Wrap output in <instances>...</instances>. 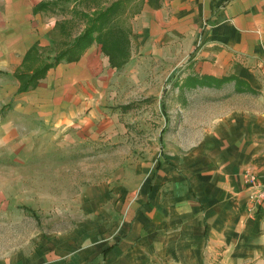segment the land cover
Here are the masks:
<instances>
[{"label":"crops","instance_id":"crops-1","mask_svg":"<svg viewBox=\"0 0 264 264\" xmlns=\"http://www.w3.org/2000/svg\"><path fill=\"white\" fill-rule=\"evenodd\" d=\"M88 3L0 0V147L22 135L61 149L127 137L112 124L121 112L113 105L140 97L159 109L188 77L184 97L216 95L217 82L239 79L260 98L205 121L185 142L177 130L162 139L170 129L158 121L141 126L150 137L121 191H86L73 232L1 264H264V201L252 203L245 180L252 173L264 184V0ZM98 21L125 30L117 57L99 40L75 47ZM27 78L35 81L22 91Z\"/></svg>","mask_w":264,"mask_h":264},{"label":"rangeland","instance_id":"rangeland-1","mask_svg":"<svg viewBox=\"0 0 264 264\" xmlns=\"http://www.w3.org/2000/svg\"><path fill=\"white\" fill-rule=\"evenodd\" d=\"M112 1L88 0V7L92 9L99 5L103 8ZM90 12L92 13L91 10ZM78 18L76 15L73 17ZM124 35L125 30L122 29V36L117 39L126 40ZM111 44L110 47L109 41L108 51L117 57L115 43ZM65 47L59 46L58 49L62 50ZM187 79L184 85L175 82L168 92L165 91L169 96V102L159 104L160 110L155 103L148 100L141 102L140 97L136 103L113 105L114 108L119 106L121 112L119 115L112 112V115L119 118V121L112 124L114 126L121 124L127 129V137L123 135L111 139L103 137L101 140L96 139V143L86 140V144L77 146V149L69 146L61 149L58 148V143L32 144L31 137L26 135L18 136L15 144L2 145L0 264L2 260L11 258L16 253L29 257L35 250L43 248L48 241L73 232L78 223L84 222V219L80 218L84 217L83 212L87 209L84 208L81 198L86 191L92 189L90 193L92 194L95 187L99 190L105 188L108 195L121 191L124 182L133 177L130 175L135 170L132 168L133 163L142 161L144 156L142 150L145 149L146 139L150 137L140 136L141 126L153 124L156 126L158 121L160 126L170 129L162 130V139L164 136L168 138L169 132L177 130L171 135L180 136L185 142L190 136L199 135L200 129L206 124L205 121L219 117L222 115L220 113L230 110L235 105L248 106L253 100L257 101L260 98V93L249 84L244 82L239 85L236 80L235 86L226 87L225 84L231 81L217 82V86L221 85L222 90L216 95L211 96L206 90L208 95L205 98H200L194 91L188 97H184V91L183 95L181 92L184 88H189L190 79L189 77ZM199 83L200 86L206 84L201 81ZM193 85H199L195 79ZM248 85L254 92H246ZM247 93L252 97L247 99ZM184 109L187 112L186 116ZM166 110L170 113H165ZM123 132L122 134H126L124 130ZM106 181L111 182L103 186ZM127 203L121 202L120 207ZM96 204L91 201L86 206L94 207ZM124 219L120 217L118 220Z\"/></svg>","mask_w":264,"mask_h":264},{"label":"trees","instance_id":"trees-1","mask_svg":"<svg viewBox=\"0 0 264 264\" xmlns=\"http://www.w3.org/2000/svg\"><path fill=\"white\" fill-rule=\"evenodd\" d=\"M108 23H109V21L92 22L91 27L85 31L83 36H81L80 38L77 39V41L75 43V47H79L81 49L84 45H87L88 43L90 44L94 40H99L100 42H102L103 46L108 48L109 41H110V45H112L111 43L118 42L119 39H117V38L122 33V29L120 28L117 30V32L111 33L112 31L109 30ZM104 28H107V29L104 30ZM94 33H97L96 37H93ZM106 51L108 52V50H106ZM111 58H112V56H111ZM46 67L47 66H45L44 68H46ZM31 79L32 78H27L26 80H22V84H23V87H21L22 91H26V89H28V87L32 81L34 83L35 79H33V80H31ZM222 81H230V80L226 79V80H222ZM236 82L239 83V85H240V83H244L243 81H241L239 79H236ZM239 90L240 89H238V91ZM248 91L254 92L253 89L249 85L247 86L246 92H248Z\"/></svg>","mask_w":264,"mask_h":264},{"label":"built area","instance_id":"built-area-1","mask_svg":"<svg viewBox=\"0 0 264 264\" xmlns=\"http://www.w3.org/2000/svg\"><path fill=\"white\" fill-rule=\"evenodd\" d=\"M245 180L248 182L251 192V201L253 204H259L264 201V184H261L257 177L250 173L245 176Z\"/></svg>","mask_w":264,"mask_h":264}]
</instances>
